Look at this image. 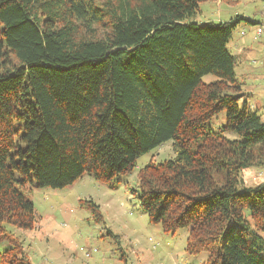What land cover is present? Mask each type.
<instances>
[{
	"label": "trees",
	"instance_id": "trees-1",
	"mask_svg": "<svg viewBox=\"0 0 264 264\" xmlns=\"http://www.w3.org/2000/svg\"><path fill=\"white\" fill-rule=\"evenodd\" d=\"M202 1L0 0V264H30L8 226L35 224L25 187L110 183L167 140L131 191L149 221L203 264H264V181L240 178L264 169V115L227 47L255 21L192 20Z\"/></svg>",
	"mask_w": 264,
	"mask_h": 264
},
{
	"label": "rangeland",
	"instance_id": "rangeland-1",
	"mask_svg": "<svg viewBox=\"0 0 264 264\" xmlns=\"http://www.w3.org/2000/svg\"><path fill=\"white\" fill-rule=\"evenodd\" d=\"M263 2L205 0L192 20L216 22L242 15L259 22L237 24L227 47L237 56L235 73L243 83L244 98L264 115V31L256 35L264 25ZM213 78L208 74L203 79ZM224 122L225 112L220 111L209 126L218 130ZM226 136L237 138L231 132ZM171 143L167 140L140 155L128 174L110 183L83 175L61 188L25 187L37 213L35 224L27 230L8 226L30 264H203L206 253L193 255L185 250L187 229L164 232L159 223L149 221L131 192L140 166L174 156ZM240 178L244 186L253 187L264 181V169H243ZM89 200L98 205L100 219Z\"/></svg>",
	"mask_w": 264,
	"mask_h": 264
},
{
	"label": "crops",
	"instance_id": "crops-1",
	"mask_svg": "<svg viewBox=\"0 0 264 264\" xmlns=\"http://www.w3.org/2000/svg\"><path fill=\"white\" fill-rule=\"evenodd\" d=\"M262 10H263V9H262ZM263 11H264V10H263ZM263 15H264V12H263ZM248 18H249V17H248ZM251 20H254V19H251ZM254 21H255V23H253V24H258V23H259L257 20H254ZM258 29H261L262 31H261L260 33H258V32H257ZM263 31H264V25H263V28L258 27V28L256 29V35L260 36V35L263 33ZM242 34H244V32H242ZM245 49H248V48H246V47H243V48H242V50H245ZM249 104H250V107L254 109L253 105H252L251 103H249Z\"/></svg>",
	"mask_w": 264,
	"mask_h": 264
},
{
	"label": "built area",
	"instance_id": "built-area-1",
	"mask_svg": "<svg viewBox=\"0 0 264 264\" xmlns=\"http://www.w3.org/2000/svg\"><path fill=\"white\" fill-rule=\"evenodd\" d=\"M262 9L264 10V2L262 4ZM262 30L261 29H258L257 32L260 33Z\"/></svg>",
	"mask_w": 264,
	"mask_h": 264
}]
</instances>
